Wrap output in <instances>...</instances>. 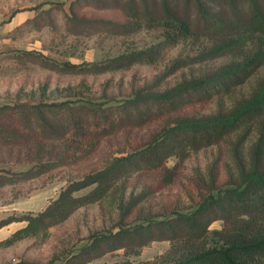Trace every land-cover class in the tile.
<instances>
[{"label": "trees", "instance_id": "1", "mask_svg": "<svg viewBox=\"0 0 264 264\" xmlns=\"http://www.w3.org/2000/svg\"><path fill=\"white\" fill-rule=\"evenodd\" d=\"M83 1L119 9L123 22L102 20L119 33L158 30L160 40L101 61L57 64L64 73L98 75L154 64L181 44L189 51L123 98L0 105V142L20 146L40 139L54 145L43 161L41 143L40 163L30 169L0 174V187L75 165L121 127L166 121L145 142L70 180L41 211L0 220V228L25 222L0 240V250L47 235L82 207L107 202L117 211L115 226L92 232L78 249L56 253L45 263L10 264H86L120 249L139 255L156 240H168L169 248L153 259L125 264H264V0ZM66 16L67 25L95 22L77 13ZM179 71L180 79L165 85ZM214 146L217 154L195 175L198 200L192 206H147L175 181L182 161ZM173 157L180 161L169 166ZM137 173H156L157 184L131 189L129 182ZM218 220L222 227L213 229Z\"/></svg>", "mask_w": 264, "mask_h": 264}, {"label": "rangeland", "instance_id": "2", "mask_svg": "<svg viewBox=\"0 0 264 264\" xmlns=\"http://www.w3.org/2000/svg\"><path fill=\"white\" fill-rule=\"evenodd\" d=\"M74 13L95 22L89 23L87 27L67 25L66 14L73 16ZM102 20L123 22L124 15L119 9L92 6L83 0H0V105L89 98L94 102H107L113 98H123L132 89L163 74L171 60L179 55L185 56L184 53L189 51L188 47L181 44L167 50L154 64L139 63L130 69L98 75L62 72L57 64L66 61L78 64L101 61L160 40L161 32L158 30L121 34L116 31L118 28L115 30ZM181 74L182 71H179L171 76L165 85L177 82ZM165 121L164 117L141 127H121L103 137L98 148L75 165L62 166L36 178L0 187V220L41 211L70 180L101 167L111 156L121 155L123 151L128 152L138 143L145 142ZM41 143L45 144L42 153L44 161L48 158L47 150H52L54 146L53 142L37 139L29 145L20 146L0 142V169L9 170V173L0 171V174L11 176L40 163L37 150ZM217 152V146L209 147L182 161L175 181L153 195L147 206H154L155 210H160L165 204L183 210L192 206L198 200V188L195 185L197 170L203 169ZM179 161L173 157L168 164L175 166ZM157 179L156 173H137L129 185L138 191L145 185H156ZM224 180L222 174L221 181ZM117 223V211L107 202L82 207L65 222L51 227L47 235L25 239L0 250V264L19 260L45 263L56 253L63 255L78 249L92 232L109 229ZM24 224L23 221H14L1 227L0 239ZM222 225L223 222L218 220L212 224V228H221ZM169 246L168 240H156L145 246L139 255H126L125 249H120L86 264L145 261L165 252Z\"/></svg>", "mask_w": 264, "mask_h": 264}, {"label": "crops", "instance_id": "3", "mask_svg": "<svg viewBox=\"0 0 264 264\" xmlns=\"http://www.w3.org/2000/svg\"><path fill=\"white\" fill-rule=\"evenodd\" d=\"M6 237V236H5ZM3 239V238H2ZM1 240V239H0Z\"/></svg>", "mask_w": 264, "mask_h": 264}]
</instances>
